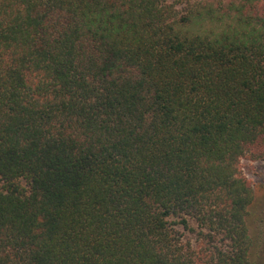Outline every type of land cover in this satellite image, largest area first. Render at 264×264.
<instances>
[{"label": "trees", "instance_id": "1", "mask_svg": "<svg viewBox=\"0 0 264 264\" xmlns=\"http://www.w3.org/2000/svg\"><path fill=\"white\" fill-rule=\"evenodd\" d=\"M244 160L264 0H0V264H264Z\"/></svg>", "mask_w": 264, "mask_h": 264}, {"label": "rangeland", "instance_id": "2", "mask_svg": "<svg viewBox=\"0 0 264 264\" xmlns=\"http://www.w3.org/2000/svg\"><path fill=\"white\" fill-rule=\"evenodd\" d=\"M242 169L253 185L254 194L257 198L256 201H258V208L254 209L258 210L259 207L264 206V162L244 160L242 162ZM256 210H252L250 216L251 232H256L257 230V222L252 216L253 213L255 216Z\"/></svg>", "mask_w": 264, "mask_h": 264}]
</instances>
